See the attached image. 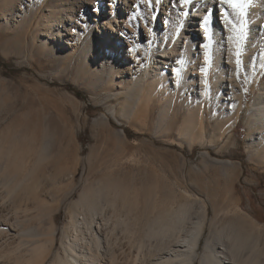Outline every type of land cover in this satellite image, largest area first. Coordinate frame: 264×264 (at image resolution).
I'll return each instance as SVG.
<instances>
[{"label": "rangeland", "instance_id": "374dc122", "mask_svg": "<svg viewBox=\"0 0 264 264\" xmlns=\"http://www.w3.org/2000/svg\"><path fill=\"white\" fill-rule=\"evenodd\" d=\"M58 1L0 0V220L14 215L10 193L18 183L43 187L38 198L27 202L37 207L35 200L44 202L37 209L55 230L48 264L60 249L71 214L88 213L84 201L100 197L105 217L129 247L180 205L194 213L193 221L204 215L199 256L206 240L220 233L228 244L227 237L238 233L244 241L240 256L249 255L250 264L264 263V222L254 216L255 209L264 213V140L252 142L262 127L249 125L242 113L232 126L198 112L197 131L188 136L180 124L187 114L161 112L168 97L158 89L145 100L154 108L130 111L125 103L132 101L116 94L121 83L113 63L94 62L96 54L82 49L99 22L86 24L84 7L69 14L60 8L49 11ZM120 2H112L116 11ZM153 17L148 51L155 54L163 36L156 34ZM72 20L81 25L71 48L55 35L65 33ZM237 76L243 105L249 104L252 80L244 71ZM263 78L264 71L253 93ZM140 98L141 104L145 98Z\"/></svg>", "mask_w": 264, "mask_h": 264}, {"label": "bare ground", "instance_id": "6f19581e", "mask_svg": "<svg viewBox=\"0 0 264 264\" xmlns=\"http://www.w3.org/2000/svg\"><path fill=\"white\" fill-rule=\"evenodd\" d=\"M112 2L59 0L53 2L49 11L60 8L61 12L69 14V11L84 7L85 23L92 25L99 22L93 31L90 30L92 34L87 40L83 41L82 49L89 55L96 54L94 62L113 63L114 71L119 72L115 74L119 77L116 81L121 83L116 94L132 101L131 104L125 103L130 111L154 108L145 100L152 90L158 89V92L168 97V101L161 105V112L175 110L187 114L188 117L180 120V124L186 128L183 134H195V127L200 122L198 112L212 115L216 121H227L232 126L242 113L248 116L246 120L249 125L262 127L256 131L252 142L258 144L264 140V78L257 92L253 93L264 71V0H251L243 21L218 0H190L183 7L179 0H151V6L140 0H121L117 11ZM221 12H226L238 28L243 23L242 38L230 30L231 26L224 21ZM154 14L157 15L156 34L163 36L155 54L154 51H148ZM204 16L209 20L211 44L207 66L204 64V49L200 46L207 42L201 27ZM66 18L69 20V15ZM138 21L141 26L139 29L136 28ZM70 22V27H65L64 36L59 33L55 37L72 48L75 34H78L76 28L81 24L77 20ZM237 50L240 52L239 68L234 55ZM181 60L183 63H177ZM205 67L207 77L201 72ZM176 70H179V77L176 76ZM239 71H244L247 78L252 80V100L246 105H243L244 88L237 76ZM125 83L126 86H122ZM148 84L151 89H147ZM142 96L145 99L140 104ZM179 96L182 100L175 102ZM196 98L206 102L198 104L194 100ZM188 99L195 103L187 102ZM111 113L114 114L113 111ZM220 161L227 165L232 163L229 160ZM12 189L10 194L14 200V215L12 218L4 216L0 220V264H44L55 247V230L45 225L44 213L38 211L45 206L44 202L35 200L38 207L33 201V204L27 202L31 196L38 198L44 188L36 183L29 187L18 183ZM98 198V201L93 199L81 203L88 213L85 214L86 211L82 209L83 213L71 214V220L62 233L60 249L55 251L48 264H195L198 257L200 264L252 262L249 255V259L247 255L244 258L240 256L244 241L240 234L234 235V232V238L232 234L227 237L228 244L221 240L220 233L214 241L206 240L205 251L199 256L204 215L202 219L199 220V217L193 221L196 218L194 213L180 205L178 210L173 209V214L170 212L167 221L158 222V229L151 226L145 236L136 237L134 246L129 247L126 236L115 231L114 223L111 226L110 219L107 220L110 216L105 217L101 199ZM187 222L193 225L190 230L186 229Z\"/></svg>", "mask_w": 264, "mask_h": 264}, {"label": "snow or ice", "instance_id": "6c2138e0", "mask_svg": "<svg viewBox=\"0 0 264 264\" xmlns=\"http://www.w3.org/2000/svg\"><path fill=\"white\" fill-rule=\"evenodd\" d=\"M141 3L148 4L151 6V0H140ZM220 4L226 5L227 8L231 9L232 12L243 21V17L245 15V10L248 7V4L251 2V0H218ZM179 3L181 7L186 6L190 3V0H179ZM182 15H187V13H182ZM221 15L223 16L224 21L231 26L230 30L240 36L242 38L243 35V28L244 25L241 23L240 27L238 28L236 24L232 22V20L229 19V16L226 12H221ZM201 27L203 29V38L205 43L200 45L204 49V64L207 66L210 62V30H209V20L207 16H204L202 22H201ZM232 39L233 37H229ZM234 55L237 57L236 60V65L237 68L240 66V52L237 50ZM177 63H183V61H177ZM201 72L204 74L205 77H207V67L202 68ZM180 73L179 70H176V76L179 77ZM205 83H207V80H205Z\"/></svg>", "mask_w": 264, "mask_h": 264}, {"label": "trees", "instance_id": "16d2710c", "mask_svg": "<svg viewBox=\"0 0 264 264\" xmlns=\"http://www.w3.org/2000/svg\"><path fill=\"white\" fill-rule=\"evenodd\" d=\"M263 214L264 213L263 212L261 213V211H259V210H256V209L254 210V216L260 222H264V215Z\"/></svg>", "mask_w": 264, "mask_h": 264}]
</instances>
